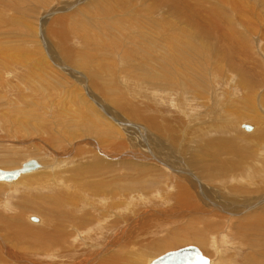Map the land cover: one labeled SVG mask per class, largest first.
I'll use <instances>...</instances> for the list:
<instances>
[{"label":"rangeland","instance_id":"rangeland-1","mask_svg":"<svg viewBox=\"0 0 264 264\" xmlns=\"http://www.w3.org/2000/svg\"><path fill=\"white\" fill-rule=\"evenodd\" d=\"M137 1L132 5L131 0L133 11L127 15L126 0L124 3L123 0H22L20 5L19 1L16 4V1L7 3L0 0V158L4 160L8 157L6 153H17L19 156H10L15 158V165L8 167L0 163V167H17L29 158H38L43 164V169L24 175L16 182H0V264H64L59 257L69 256L73 246L64 250L54 248L46 252H32L40 248L38 244L41 243L36 241L38 231L35 229L40 227L46 236L53 234L59 222L49 214H67L70 206L66 199L70 197V192L78 196L77 202L70 203L81 206V211L90 210L93 200L84 193L91 190L87 186L96 180H105L109 189L108 184L114 183L121 187L123 184L136 186L132 190L127 185L126 191H122L129 195V198L127 194L124 197L127 202L132 200L126 205V212L115 213L119 220L120 214L124 213L131 224L136 221L137 211L160 212L166 208L168 212L172 202L159 205L154 196L163 197L168 193L177 197L180 190L178 183L184 184V181L176 175H187L186 168L192 171L194 168L190 162L195 159L207 160V150L214 152L231 146L235 151L224 153V156L240 158L244 156L243 150L247 151L245 162L246 166H250L247 172L251 174L246 176L245 167L240 166L238 171L215 170L213 176L203 179L202 184L206 186L203 185L201 194L207 193L204 196L212 201L222 200L226 204L225 209H235L225 200L237 197L240 202L251 201L264 191V0H204L202 6L199 4L201 0H170V6L161 0H153L157 4L155 7L143 3L144 0ZM186 3L190 5L185 9ZM221 3L223 5L219 6ZM191 5L197 8L199 16L193 13ZM176 6L179 7L177 13L194 14L192 22L176 25L177 34L168 28L176 20ZM212 7L217 8L214 16L210 14ZM190 8L193 12L189 11ZM161 19L167 26L162 25ZM102 21L108 22L105 24ZM130 22L134 25L130 26ZM196 26L203 27L202 31L199 30L201 34L196 33ZM156 27L161 29L160 32ZM87 32L92 34L88 37ZM172 36L180 39L178 44L187 49L194 61L193 67H190L179 61V55L174 57L180 73L169 64L167 57L170 49L160 45L161 40L170 42ZM13 51L18 52L12 55ZM220 71H224V77H220ZM167 72L176 74L174 81L181 83L182 87L197 88L196 84H202L203 88L198 87V90L207 96L208 102H198L195 90L183 89L186 96L196 98L193 100L195 105H191L194 108L183 111L184 93L183 96L181 93L176 95L175 88H169L167 84L165 87H152L153 77ZM242 77H245L250 89L256 91L253 111L249 110L248 88L241 84ZM159 89L163 92L162 100H159L160 95L156 96ZM125 97L127 103L120 108L118 100ZM107 110L116 117H111V112L106 113ZM89 113L95 115L96 122H110L118 127L110 135L109 144L100 141L101 133L76 134L73 139L67 138L71 128L85 126ZM153 117L158 124L150 123ZM242 123L251 124L253 129L247 131ZM66 125L68 127L64 130ZM98 126L104 128L100 123ZM119 137L125 140L123 148L112 144V139L116 142ZM245 142L250 148L243 147ZM29 149L31 155L26 154ZM93 151L98 152L97 158H94ZM99 157L106 166L98 165V173L93 178L82 179V174L90 167L97 169L87 164H97L95 161ZM5 163L8 164V161L5 160ZM141 163H158V167L168 175L166 177L173 178L168 182L173 187L168 186L166 191L158 190L151 194L152 191L146 189L149 181L163 176L160 181L164 183L165 175L159 169L142 170L143 166L139 167ZM42 172H48L51 177L56 174L62 182L60 189L53 191L45 188L47 182L25 181ZM144 175L153 178H144ZM109 180H112L111 183ZM238 184L241 185L239 191H230V186ZM244 184L248 186L243 187ZM260 188L259 193L257 190ZM133 195L136 199H132ZM97 197L100 199L102 196ZM109 201L103 203L109 204ZM99 206L96 209L101 213L103 204ZM263 207L264 198L260 203L231 213L221 208L209 215L204 212V206L201 210L205 214L191 212L182 217L174 215L176 222L169 223L155 234L145 236L141 232L131 240L126 223H122L109 233L115 237L117 231L123 230L124 237L118 242H111L102 248L106 243L98 240L101 245L97 242L99 245L95 249L99 253L95 256L88 252L80 253L79 246V252L68 257L67 264H99L117 250L128 252L130 259L126 264H150L153 258L190 244L197 245L210 257L211 264H219V257L226 261L223 264H251L246 259L247 255L253 251H264L263 243L257 240L264 238V231L255 234L251 228V220L258 219L256 213ZM196 215L200 217L195 218ZM219 215L227 218L222 220L225 223L223 226L232 218L246 217L247 223L250 221L244 226L245 230L238 223L230 234L225 228L229 243L224 242L223 246L229 244L233 248L228 246L227 251H223L224 255L217 246L210 250L205 244L194 242H172L161 250L156 249L160 241L171 239V233L176 231H206L212 240L214 231L209 233L207 223L221 221ZM31 216H37L39 220L32 221ZM8 221L16 223L7 224ZM17 222L27 225L29 234L21 233ZM75 230L76 227L72 226L70 236H76ZM105 235L104 239L108 238ZM48 252H53L56 258H44L43 255ZM36 256H39L38 259ZM256 262L264 264V255Z\"/></svg>","mask_w":264,"mask_h":264},{"label":"bare ground","instance_id":"bare-ground-1","mask_svg":"<svg viewBox=\"0 0 264 264\" xmlns=\"http://www.w3.org/2000/svg\"><path fill=\"white\" fill-rule=\"evenodd\" d=\"M3 1H5L7 3H11L10 0H3ZM12 1L13 2L16 1V4H18L17 2L19 1L18 5H20V3H22V0H12ZM42 1L44 2L46 0H42ZM95 1H97V0H95ZM120 1H122V0H120ZM161 1L165 2V3H168V4H166V6H170V4H171L170 0H161ZM119 3H121V2H119ZM123 3H124V0H123ZM136 3H138V1L137 0H133L132 5H134ZM143 3H148L149 6H153V7L157 6V4L153 0H144ZM203 3H204V0H201V2L199 4L202 6ZM130 4H131V0H126L125 8H126L127 15H129V13L131 11H133L132 5H130ZM18 5L16 6L17 11L19 10L18 9L19 8ZM189 5H190L189 3H186L185 4V9L187 7H189ZM218 5L221 6V5H223V3L218 4ZM178 6H181V5L179 4ZM233 6H235V5H233ZM122 7H124V6H122ZM191 8L194 9V12H193V10ZM191 8L189 9V11H191V12H193V13H195V14H197L199 16V13L197 12V8L194 5L193 6L191 5ZM13 9H14V7H13ZM16 9H14V10H16ZM129 9H130V11H128ZM178 9H179V7L176 6L175 7L176 20L172 21L170 23V27H168V28L172 29L175 34H177V32H178L176 25H178V24H180L182 22L187 23V24L192 22L193 21L192 16L194 15V14H191L190 12H188V14H186V12H181V13L178 12L177 13ZM22 10H20V11H22ZM216 10H217L216 7H212V10H211L210 14H212L214 16V13L216 12ZM156 13L158 14L159 11H157ZM204 13H205V11H204ZM105 15H108V14H105ZM221 17H223V16H221ZM0 20H1V18H0ZM81 21H83V19ZM163 21H164V19L163 20L161 19L162 25L163 26H167ZM104 22L105 21H102V23H104ZM107 22H105V24ZM79 23H81V22H79ZM100 23H101V21H100ZM158 24L161 25L160 23H158ZM26 25L28 26V24H26ZM133 25H134V23L130 22V26H133ZM162 25H161V27H163ZM29 27H30V25H29ZM78 27H79V25H78ZM156 29H157L158 32H160V30H161L159 27H156ZM186 30H188V29H186ZM186 30H183V32H186ZM199 30L202 31L203 27L202 26H196V29H195L196 33L201 34V32ZM91 34L92 33H88V37ZM96 40H98V39H96ZM179 40L180 39H178V37L172 36V40L170 42H164L162 40L160 42L161 46H166V47H168L170 49L171 52H169L167 59L169 61V64L174 66L175 69L178 71V73H180V68L178 67V64L176 63V61L174 60V57L179 55V61H184V63L188 64V66H190V67H193V62H194L193 59L191 58V54L187 51V49L185 50L182 47V45L178 44ZM95 49H97V48H95ZM17 52L15 53V51H13L11 54L12 55L14 53L17 54ZM222 72L224 73V71H220V77H224V76H222L223 75ZM213 77L215 79L217 78L215 75H213ZM210 78H211V76H210ZM175 79H177V76L174 73H168V72L167 73H163V74L160 73V75H157V76L153 77V79H152V85L153 86L152 87H158V86H164L165 87V85L167 84L169 88H175L174 91H175L176 95H178L180 93L182 95V93H184V96L182 95L183 96V98H182V100H183L182 104L183 105L182 106L184 107L183 111L184 110L185 111H191L192 108H194L193 107L195 105L194 103H196V101H193V100H196V98H194V97H192L190 95L186 96V93L183 91V89H185V90H188V89L195 90L196 94L199 96V98H197L198 102H208L207 96L204 95V93H202L200 90H198V87L199 88H203L202 84H196L198 86L197 88H192L191 86L182 87L181 83L177 84L174 81ZM163 80L166 81V82H162ZM240 81H241V84H243L244 86H246L248 88L246 96L248 98L249 110L253 111L254 110V105H255L256 91L250 89V87L247 85L245 77H242V79ZM149 82L150 81H148L147 83L149 84ZM217 83H219V82H217ZM164 87H161V88H164ZM156 96H159V100H162V97H163L162 89H159V92L156 93ZM186 100H187V102H184ZM118 101H119L118 106L120 108H122L127 103L126 102V97L125 98H121ZM184 104H186V107L184 106ZM191 105H193V106H191ZM125 109L126 108L124 107V110ZM89 110H91V109L89 108ZM107 112L110 113L111 111L107 110L106 113ZM94 116L95 115L93 113H89V115H88V117L86 119L87 123L85 124V126L83 128H81L80 126H79V128H77V127L71 128L69 133H68V135H67V138L68 139H73L74 137H76L75 136L76 134H80L82 136V135H85V133H87V134H98V133L100 134L101 133L100 134V138H101L100 141H105V143L109 144L111 142L110 135L112 134L113 131H116L118 127L116 125L113 126L112 124H109L110 122H106L108 124H106L103 121L96 122V117H94ZM110 116L111 117L112 116L116 117L115 115H113L112 112H111ZM117 118L119 119V117H117ZM125 118L126 117H124V119ZM121 120L122 119H119L120 122H122ZM98 123H100L104 128L98 126ZM150 123L151 124H158V121L153 117L152 119H150ZM67 127H68V125H66L64 127V130H66ZM115 127H117V128H115ZM161 129L164 130L163 127H161ZM252 129H253V127H252ZM251 130H247V131H251ZM114 143L116 144V146H115L116 148H117V146L119 148H123V145L125 144V140H123L121 137H119V138H117L116 142H114V140L112 139V144H114ZM242 144H243V147H245L246 149L250 148L249 144H247L246 142L242 143ZM94 146L96 147L95 143H94ZM101 149L102 150H106V149H103V148H101ZM33 151H35V150H33ZM230 151H235V150L231 146L221 147V148L215 150L214 152L210 151V150L209 151L207 150L205 152V154H206L205 157H206L207 160H205V159H195L194 161H191L190 162L191 166L194 169L200 170V171H196V170H194L192 168H191L192 171L191 170L189 171V169L187 170V168H186V172L188 171L190 173V174L188 173L189 175L187 174V175H183V176L182 175H176L175 176V177L181 176V179L184 181V184L178 183L180 185V190H179V194L177 195V197H174L173 195H170L168 193H167V196L164 195L165 197L164 196L163 197L162 196L158 197L159 195L154 196L156 203H158L159 205L161 203L165 204L167 202H170V203L172 202V206L170 208H167L168 212H166V208L164 210L163 209L160 210V212L159 211H156V212H152L151 211L152 213L151 212H143V211L138 212L137 211V213H136V215H137L136 221L132 222L131 224L128 223V221H127L128 218H127L126 215H123L124 213L120 214V215H122L120 220H119V216H116L115 213H118L119 211L126 212V205L128 206L129 203H132V200L129 199V202H127L126 200H128V199H125L127 193L124 194L122 191H126V186L127 185H128V189H132V190L135 189L136 186L129 185V184L126 183L127 185L123 184L122 185L123 187H121L119 184L114 183L113 185L108 184V185H110V188H111V189H109L108 186H105L107 184V182L105 180H103V179L102 180H96L94 182L91 181L93 183H91L89 185L87 183V185H88L87 189H91L90 191H93V192L96 193V194H93L92 192H90L88 190L84 193V195L87 194L90 197V199L93 200L92 201L93 206L89 207L90 210H84L83 209L84 211L83 210L81 211V206L78 205L76 207V205L70 203V202L75 203V202L78 201V196L74 195L73 193L70 192L69 193L70 197H68L66 199L68 204H69V206H70V209H67V214L66 215L63 214V213H61V214H54V213L53 214H49L48 213L49 215H51L50 217L54 221L59 222V224H57L55 229L53 230V234L49 235V236H46L44 234V231L40 227L35 229V230L38 231V233H36L37 234V236H36L37 240L36 241H40L41 243L38 244V246H40V248H35L34 251H32V252H46V251H49V250L54 249V248L55 249H59V250H64L66 248H69L72 245L73 249L71 251H69V256H67V257H59L60 258L59 259L60 262L64 261V264H67L69 262L67 259L71 258L70 256H72V255L75 256L76 253L79 252V249H77V248H79V246H80V253L88 252L90 254H93V256H95L96 253H99L97 248L95 249V247L100 244L98 242V240H101L102 242L106 243V244L102 243L103 244L101 246L102 248H103L104 245H108L111 242H114V241L118 242L120 239H122V237H124L123 230L117 231V235L115 237H113L109 233H110V231H114L113 227H116V225L119 226L122 223H126V228H128V231H129L128 238L131 240L134 236L140 234L141 232H142V234H146L145 236H147L148 234H151V233L155 234V232H157L159 229H162L164 226L168 225L169 223L176 222L177 220H175L174 215L182 217V216H185L187 214H190L191 212L204 213L205 211H206V214L212 215V214H214V212H219L218 209H221V208L224 209L226 212L231 213L233 211L245 208L247 206L262 202V200L264 198V191H262L260 193L262 187L257 190V192H259L260 194L259 195L256 194L258 196H255L254 199L251 200V201L250 200H246L244 202H240L238 200L239 198H237V197H231V198L228 197L229 199H227L225 201L228 202L229 205L235 206L236 207L235 209H225L224 207L226 206V204L224 202H222V200H220V199L215 200V199H213L211 197L213 199V201H212L210 198L207 199V197L204 196V195H207V193L201 194V192L203 191V185H204V187L206 186V184H202V182L204 181L203 179H209L210 176H213V173H214L215 170L218 171V170L226 169V170H231V171H234V170L238 171L239 166L240 167H245V173L249 170L250 166H246V162H245V156H246V152L247 151L243 150V154H242V155H244L243 157L239 156L237 154V156H239L240 158H238V157L237 158H231L232 156L231 157L224 156V153H227V152H230ZM6 152H10V151H6ZM26 154L27 155H31V150L28 151ZM97 154H98V152H94V158H97ZM143 154H145V152ZM5 155H8V157H5L4 160H3V157L0 158V163L1 164L4 163V165H6L8 167H11V166L15 165L14 164V162H16L14 160L15 158H12L10 156H14V157L18 158L19 156L17 155V153H12V154L6 153ZM121 155H123V154H121ZM151 155H153V154H151ZM118 156L120 157V155H118ZM142 157H143V155H142ZM258 157H257V159H258ZM30 159H36V158H29V159L25 160V162L30 160ZM5 160L8 161V164L5 163ZM36 160L39 162V166L38 167H36V168H34L32 170L26 171V172H21L17 178H12V179H9V180L0 179V182L13 183V182H16V181L20 180V178H22V176H24V175H28V174H31V173H33L35 171L43 169V164H42L41 160H39L38 158ZM95 162L97 164L91 163V164H87V166H89V165L90 166H95V168H97V169H94V168L90 167L89 171H87L86 173L82 174V176H81L82 179H87L89 177L93 178L95 176V173L99 169L98 165L101 164L103 166H106L105 163H104V160L101 159L100 157ZM259 162H260V160H259ZM23 163H24V161L21 163V165H19L17 167H13V168H2V167H0V169L1 170H5V171L17 169V168H20L23 165ZM139 163L140 162H138V164ZM157 164L158 163H156V164H153V163L142 164L141 163V165L139 166L140 168H142V166H143L142 170L144 169L145 171H149L148 170L149 168H151L153 170L159 169V170H161L163 172V175H165V178H164L165 182L164 183H161V181H160V180L163 179L162 178L163 176H159L158 177L159 180L149 181L150 185L146 189L148 191H152L151 194L153 192H155V191H158V190L159 191H166L165 188H169L170 186H172V185L168 184V182L172 181L173 178L172 177H166L168 175H166V173H164L163 169L159 168ZM86 167H84V170L86 169ZM247 174L250 175L251 172H247L246 176H247ZM53 175L54 176L51 177L48 172H42V173H39L38 176L33 177V178L29 177L30 179H27L25 181L29 182V183H33V182L45 183V182H47L44 187L45 188L47 187L50 190H53V191L55 190L56 191V190L60 189V185L62 184V182L59 180L58 176H55L56 174H53ZM262 175H263L262 179H264V171L263 170H262ZM144 178H153V177L148 176V175L147 176L144 175ZM251 178L254 179L255 177L251 176ZM258 178H259V176H258ZM84 181L86 182V180H84ZM109 181L111 183L112 180H109ZM137 181H139V180H134V182H137ZM193 181H195V184L193 183ZM119 182H121V181H119ZM143 183L148 184V182H145V181ZM83 184H84V182H83ZM22 185H24V184L22 183ZM246 185L248 186V184H244L243 187H246ZM103 186H105V187H103ZM240 186H241L240 184L232 185V186H230V191L236 192L240 188ZM84 190H86V189L84 188ZM64 192H62V193L64 194ZM99 194H101V195H99ZM63 196H65V195H63ZM97 196H102V197H100V199H99ZM133 196H132V199L136 197V196H134V197ZM127 198H129L128 194H127ZM108 199L111 200V202L110 201L107 202L109 204L103 203L104 201H106ZM200 202L202 204L199 207V203ZM102 204H103V207L101 206L102 208H100L101 213H98L99 212L97 210V209H99L98 206L102 205ZM122 204H125V205H122ZM64 206L62 205L63 208H65ZM204 206H205V209H204V212H203L201 209ZM77 211H80V213H77ZM89 211H90V213H88ZM0 216H1V214H0ZM46 216H48V215L46 214ZM161 216H163V217H161ZM197 216L198 215H196L195 218L200 217V215L198 217ZM219 216L221 217V221L220 220H214L215 222L207 223V227L206 228H209V233L214 231L213 232L214 233V238L212 240L209 239L211 236L209 234H207L206 231H202L203 233H201V232H192L190 230H188L189 233H185L187 231H185V232L176 231V232L171 233V239L166 240V241L165 240L164 241H160L161 243L159 245H157L156 249L161 250L163 247H166L168 244H170L172 242H175V244L176 243H184V242H194V243L205 244L207 246V249H210V250H211V248L213 249L214 246H217L222 251V252L221 251H218V252H221L224 255V252L227 251L228 246H229V244H227L228 246H223L224 242H228L229 243L228 233L230 234V231L232 230V228L237 226V223H238V226L241 225V229L242 230H245L244 226L247 223V219H246V217L245 218L238 217L237 219H233L232 218L226 223V226H223L225 223L223 224L222 220L227 219V218H225L223 215H219ZM256 216L258 217V219H262L264 217V207H263V209L261 211L256 213ZM177 219H178V217H177ZM240 219H242V220L240 221ZM258 219H252L251 220V223H252V227L251 228L255 231V234H259L262 231H264V226L262 225L264 223V219H262V220H258ZM38 220H39V218L37 220H32V221L36 222ZM96 220L99 223H97ZM203 220H206V219H203ZM207 220H210V219H207ZM238 221H240V222H238ZM191 222H193V220ZM14 223H16V221H8L7 222V224H14ZM17 223L20 225L21 233L29 234V229H28L27 225H25L23 223H19V222H17ZM249 223H250V221L247 223V225ZM140 224H141V226H140ZM72 226L76 227V229H77V230H75V235H76L75 237H73V235L70 236V233H69V230L72 228ZM222 226H223V228H222ZM102 228H103V230H102ZM225 228L228 229V231H229L228 233H227V230H225ZM95 230H97V231H95ZM245 233H246V231H245ZM57 234H58L59 237L57 236ZM105 234L110 235V236H106ZM104 235H105V237H108V238L104 239V237H103ZM206 236H208V238ZM248 236H249V234H248ZM77 237H78V239H77ZM263 239H259L258 238L257 240H259L258 242L261 241L263 243V245H264ZM121 241H123V240H121ZM251 242H252V240H251ZM191 245H194V244H191ZM195 246H197V245H195ZM4 247H5V245H4ZM229 247H231V246H229ZM256 247H259V246L256 244ZM232 248L233 247H231V249ZM73 251H75V252H73ZM93 251H94V253H93ZM253 252L251 254H248L246 259L251 264H258L256 261H257V259L259 257L264 255V251L263 252L261 251V252H258V253L257 252L253 253ZM202 253L204 254L203 251H202ZM85 254H87V253H85ZM219 255H220V253H219ZM205 256H207V255H205ZM236 256H237V254H236ZM88 257H90V256H88ZM221 257H223V256H221ZM24 258H26V257H24ZM208 258H209L208 264H211L212 260H211L210 257H208ZM219 258H218L219 264L226 263V261L224 262V259H222V258L219 259ZM229 258H230V255H229ZM129 259H130V257H128V252L127 251L123 252V250L122 251L117 250V251L111 252L110 255L107 258H103L102 261L99 264H126V262ZM154 259L155 258H153V260ZM87 260H89V258H87ZM153 260H151L149 263H151ZM260 263H261V261H260ZM1 264H3V262H1Z\"/></svg>","mask_w":264,"mask_h":264},{"label":"water","instance_id":"water-1","mask_svg":"<svg viewBox=\"0 0 264 264\" xmlns=\"http://www.w3.org/2000/svg\"><path fill=\"white\" fill-rule=\"evenodd\" d=\"M242 127L251 130L252 125L242 123ZM39 166L36 159H30L23 163L20 168L13 170H1L0 179L17 178L21 172L32 170ZM32 220H37V216H32ZM209 258L195 245H186L176 250L167 251L166 253L155 258L150 264H208Z\"/></svg>","mask_w":264,"mask_h":264},{"label":"crops","instance_id":"crops-1","mask_svg":"<svg viewBox=\"0 0 264 264\" xmlns=\"http://www.w3.org/2000/svg\"><path fill=\"white\" fill-rule=\"evenodd\" d=\"M35 256V255H34ZM44 256V258H46V259H49V260H51V259H54V258H56V256L54 255V253L53 252H48V253H46L45 255H43ZM38 257L39 256H36V258L38 259ZM48 260V261H49Z\"/></svg>","mask_w":264,"mask_h":264}]
</instances>
